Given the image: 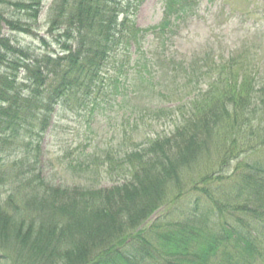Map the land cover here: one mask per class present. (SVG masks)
I'll use <instances>...</instances> for the list:
<instances>
[{
    "label": "trees",
    "instance_id": "16d2710c",
    "mask_svg": "<svg viewBox=\"0 0 264 264\" xmlns=\"http://www.w3.org/2000/svg\"><path fill=\"white\" fill-rule=\"evenodd\" d=\"M144 1L55 0L48 16L49 33L60 30L63 34V42H58L61 48L55 54L35 53L0 33V153L10 145L25 150L24 157L13 162V174L0 164L2 261L146 264L154 241L167 249V257L172 258L168 264H230L233 260H229L232 256L228 244L231 242L236 256L246 258L243 264L257 262L255 243L244 239L233 227L204 232L189 223L172 222L140 229L156 211L172 207L183 195L201 192L206 196L207 189L200 185L209 177L200 174L199 164L215 138L234 135L245 125L250 132L260 127V123H253L258 112L261 120L264 118V86L258 85L259 89L255 90L256 85L245 73L234 77L231 83L218 85L214 80H222L224 72L238 65L232 56L222 66L212 57L204 58L201 63L195 60L190 65L199 79H206L208 89L198 91L200 97H194L188 105L165 108L181 120L168 135L131 142L134 147L126 150L110 147L105 161L95 166L98 171L108 164L107 172L116 176L110 187L57 186L48 184L40 175L25 178L37 169L41 144L54 114L73 105V110L78 111L90 106L89 115L92 112L93 116L96 100L105 91L108 68L119 62L116 58L119 50L135 46L137 55H144L141 44L148 34L154 40H171L203 0H163L162 20L150 28L139 29L133 18ZM43 2L0 0V11L2 6H11L22 14L6 20L0 12V23L13 32L30 35ZM124 52L122 57H128L129 53ZM150 60L147 56L137 60L134 71L151 76L154 65ZM200 64L203 66L199 67ZM214 72L217 78L213 77ZM27 82L31 83L30 87L24 86ZM143 115L138 113L139 117ZM237 139L236 136L231 144L220 147V167L238 154ZM260 147H264V129L256 142V148ZM71 168L79 176V171ZM89 168L86 165V170ZM251 170L259 173L260 169ZM15 181H26L29 189L18 195L23 206L19 209L15 194L2 201L3 188ZM242 181L243 192L252 207L236 205L231 210L259 215L264 221V180L253 173L245 175ZM188 187L191 188L187 190ZM213 205L221 206L216 202ZM169 215L165 214L166 218ZM220 254H228L227 259L223 260ZM234 264H239L237 259Z\"/></svg>",
    "mask_w": 264,
    "mask_h": 264
},
{
    "label": "rangeland",
    "instance_id": "374dc122",
    "mask_svg": "<svg viewBox=\"0 0 264 264\" xmlns=\"http://www.w3.org/2000/svg\"><path fill=\"white\" fill-rule=\"evenodd\" d=\"M54 1L44 0L39 19L33 24L30 35L13 32L4 23H0V33L13 38L23 47H29L35 53H57L61 48V43L58 42H63V34L60 30L49 33L48 16ZM162 3L163 0H145L134 17L135 26L146 29L158 24L163 17ZM0 12L6 20L22 15L11 6H2ZM141 46L144 55H137L135 46L119 50L116 55L119 62L108 68L105 91L96 100L93 116L92 112L89 115L90 106L87 110L78 111L73 110V105L69 110H60L54 114L41 144L42 151L37 166V172L41 173L45 181L68 187H110L113 184L111 180L116 178L114 173L107 172L108 165L98 171L95 166L105 161V154L111 146L126 150L134 147L131 142L140 143L158 136L164 137L173 127H178L180 118L170 115L165 108L188 105L194 97H200L196 94L198 91L206 90V79H199V74L190 69V65L195 60L201 61V57H213L222 66L232 56L238 65L234 72H227L224 79H233L247 73L257 84H264V0H203L189 22L171 40H154L152 34H148ZM124 51L129 53L128 57H122ZM145 56L151 58L154 65L149 77L146 72L139 75L134 71L136 61H141ZM202 66L200 64L199 67ZM242 66L244 67L240 68ZM214 74L216 77L217 73ZM28 85L30 87L31 83L24 84ZM255 88L259 89V86L256 85ZM92 103L91 101L90 104ZM138 113L144 115L139 117ZM257 123L261 124L260 127H255L251 132L245 125L235 136L229 133L221 135V139H214L199 167L200 174L202 172V175L209 177L200 185L207 189L209 196H202L201 192L183 195L170 207L169 217L162 216L158 220L160 225L172 222L190 223L193 228L204 232L217 230L222 226L227 230L233 227L243 238L250 239L253 235L257 242L262 241L263 246L260 248L264 258V227L259 218L240 209L231 210L236 205L240 208L252 207L243 192L244 174L257 173L251 169L258 168L259 176L264 180V147L256 148L258 136L264 129V118L261 120L260 112L253 124ZM236 136L238 158L222 168L218 164L219 149L231 144ZM24 155V149L5 146L4 153H0V164L11 167L15 160ZM80 155L81 160L77 161ZM77 162H81V166ZM86 165L90 166V172L86 173ZM71 167L82 170L80 178H76ZM212 170L217 173L211 174ZM19 189L25 190V186L13 183L3 188L6 195L3 194L2 201L5 202L12 191ZM18 195L16 194L15 204L19 209L23 206ZM214 201L221 206L215 207ZM160 213L161 211L154 217L160 216ZM149 226L151 223L147 224V229ZM152 245L146 264H168L166 262L172 261V258L167 257L166 248L154 241ZM228 249L234 259H239L234 243L228 244ZM220 257L225 260L228 254H220ZM256 260L255 264H261L259 258ZM239 261L243 264L240 259ZM0 264L8 263L0 259ZM230 264H234V261Z\"/></svg>",
    "mask_w": 264,
    "mask_h": 264
}]
</instances>
